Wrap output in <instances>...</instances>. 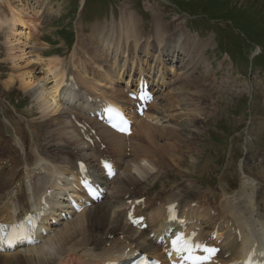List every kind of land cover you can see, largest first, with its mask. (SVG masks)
Masks as SVG:
<instances>
[{
    "label": "bare ground",
    "instance_id": "bare-ground-1",
    "mask_svg": "<svg viewBox=\"0 0 264 264\" xmlns=\"http://www.w3.org/2000/svg\"><path fill=\"white\" fill-rule=\"evenodd\" d=\"M7 3L9 2H6V7H8ZM9 5L10 14L8 12L9 15L6 14V17L1 14L0 25H3L5 19L7 23L5 25L9 33V36H5L7 52L10 60L11 57L16 55L14 59L20 72L18 74L17 66L12 61L13 72L9 75L5 86L12 84L10 80H19L21 88L31 90L45 109L52 107L54 109L52 112L56 110L57 114L50 115L43 120L42 132L44 133V139L40 141L35 140L34 132L36 130L31 129L32 125L29 122H27L26 129L30 134V138L26 141L22 134V122L19 119H12L15 122L12 123L13 121L6 117L7 123L13 126L14 134L19 139L18 144L27 149L29 148L27 146L28 141H32L31 148L35 147L36 151H34L35 154L25 152L22 158L13 154V140L0 132V147L2 148L0 151V167L5 171L0 175V220L13 218L12 213L18 211L24 213L27 210L38 208L39 196H44L43 192L46 191L48 184L53 189L57 186L60 187L61 183L56 176L59 173L68 172L69 168L74 166L75 160L80 157L81 151L85 149L67 117L71 112V101H75L76 98L85 99V96L89 94L94 99L99 98L109 102L112 100L120 101L123 93L122 88L116 85L118 79L123 78L125 74L139 75L142 72L160 70L167 76L169 89L171 91L176 90L174 92L176 97L169 99V94L163 95L166 101L160 106H152V109L156 108V114H162L164 117L176 113L177 118L166 126H155L144 121L139 123L136 132L140 134V138L137 139V142H133L131 146L132 156L130 158L133 157V159L125 160L123 156L119 155L123 172L115 178L114 186L107 197L109 205L97 204L84 209L69 221L64 222L65 226L58 228L39 245L19 249L9 254H0V264H32L33 262V264H99L122 250L123 241L107 237L110 234L115 236L119 233L134 237V240L130 239V241L134 242L136 246L140 245L155 251L157 247L150 239L140 230L127 225L126 221L123 220V211L127 201L132 200L134 195L130 187L140 182L138 174H142L144 178L149 176V172L139 165L142 161L157 165L155 166V168L158 167L157 171L153 173V176L157 179L160 178L161 172L169 175L177 172L176 176L180 177V180L172 182V187L166 189L165 195H158L161 204L159 207L151 209L152 220H157L161 224L164 223L163 208L161 206L163 207L166 203L175 201V199L181 200L183 203L194 201L196 203L194 210L205 218L206 224H221L224 226L231 222L241 230L240 242L231 241L234 246H249L255 239L264 241V187L260 183L261 181L264 183L262 174L260 177L263 178L260 182L248 175L245 172V159H242L234 170L230 168L231 163L227 164L230 171H238L239 174H237H241L242 179L239 187L231 194L226 192L225 187H222L219 194L222 201L217 202L219 197L214 189L196 186L193 180L188 178L187 170H182L181 165L176 162L181 147L186 146L189 152L193 151L192 145L195 143V138L206 129L209 116L204 117V115L214 109L211 108L213 101H207L203 96L212 88L213 83L216 84L217 82L211 62H207L209 67L206 66L205 61L203 65L204 49L212 46L211 37L201 38L198 34L190 32V35L179 33L172 41H166L158 34L147 38L146 35L138 32L136 36L142 37L141 43H128V40L133 38L132 35H127L124 42H122L117 38L115 27L106 35L96 37L92 34L95 26L107 25L106 23L80 25L82 37L73 48L75 58L72 59V62L70 61L71 64L69 63L70 69L68 72L63 71L65 66L61 64L59 57L56 56L60 55L59 53L52 54L54 56L45 61V68L53 72V78L56 82L54 87L45 89L39 83L40 81L37 82L39 84L35 83L37 77L33 73V67L31 68L30 65L26 64L31 60L43 61L44 58L42 59L39 54L34 52V56L28 55L25 59L27 67L21 69L18 57L21 59L22 54L25 52L19 54L15 52L16 49L23 51L26 47H29V44H34L33 47L39 44V42L35 43L34 41L36 26H34L33 20L41 21V13L38 19H33V15L27 11V7L23 4H20L18 8ZM58 8L60 10V7L57 6L49 11L48 6L43 7V19L47 16L56 15L59 12L56 11ZM160 13L152 10L151 17ZM136 15L137 12L130 4L123 8L122 16L134 19ZM141 22L144 23V29L147 31L150 27L146 26L144 20ZM168 25L171 24L168 22ZM170 27L172 26H168L169 29H171ZM126 28L129 29L130 27ZM158 28L159 25L155 22L154 31ZM132 29L136 31V25H133ZM96 34L97 31H95ZM183 41H186V43L184 44ZM86 44H90L92 47H85L82 54L84 60H82L77 54ZM184 50L187 51V56L183 52ZM154 53L157 54L156 56H162L161 61L152 62L155 59ZM44 54L42 56H45ZM180 54H183V56ZM170 63L174 67H170ZM71 67L74 69H71ZM186 69L188 75L185 81L193 80L189 87L185 89L188 90V95H186L184 89L178 88L180 84L185 82L179 77L180 72ZM199 70L206 75L205 79L202 80L204 75L199 74L197 72ZM69 74L74 77L71 82H66ZM201 82L205 84L201 85ZM75 83L78 85V90H73ZM197 83L199 86L193 88ZM160 85L161 88L165 85L163 75ZM218 90L219 88L213 91ZM191 92L193 95H190ZM195 92H198V94L194 95ZM189 99L190 101L185 102ZM171 101H177L180 104L176 105V103L175 107L172 108ZM187 109L190 110V112H187L188 116L191 114L197 121L194 118L185 119L183 113H180L185 112ZM55 119L57 123L54 122ZM183 122L191 126V135L187 139H183L181 131L179 132ZM47 126L50 129H46ZM56 130L59 138L52 135V133H56ZM99 130L102 139L107 140L113 152L121 151L124 147L123 136L103 127H99ZM256 132L258 134L264 132L263 119H260ZM157 136H162L160 142L155 139ZM78 147L80 149L73 153ZM255 153H259L264 164V149L258 148ZM164 155H169L168 162L165 160ZM132 168L138 172L137 175L130 172ZM22 169H24L23 172ZM50 169H52V174L49 173ZM261 171H264V165H262ZM226 175V173H223L221 178ZM201 193H206L205 198L199 196ZM163 203L165 204L162 205ZM213 210L217 215H211ZM87 231L90 232L87 234ZM77 234H79V237H77ZM107 242L110 243L108 246H106ZM77 243H80V245H76ZM75 247H79V249L77 250ZM23 250V255L18 254ZM25 250L29 251V254H26Z\"/></svg>",
    "mask_w": 264,
    "mask_h": 264
},
{
    "label": "rangeland",
    "instance_id": "rangeland-1",
    "mask_svg": "<svg viewBox=\"0 0 264 264\" xmlns=\"http://www.w3.org/2000/svg\"><path fill=\"white\" fill-rule=\"evenodd\" d=\"M82 1L84 4H82ZM171 1H178L179 3L185 5L187 8H191L200 13L209 12L212 14L213 12L217 14L220 13L223 8L227 7L229 13H227V15L225 16V18L227 19V23L223 26L224 42L222 44H218V42H216L217 50L216 48H207L205 50L203 65L205 61L206 66H208L207 62L210 60L212 62V68L214 67V69H216V77L219 78V87L221 86V91L219 90L220 95L217 98V104L222 105V110L219 114V116H221L223 119L222 121H225L227 119L225 118V115L229 110H231V107H233L230 115L234 116L239 114V116L237 115L238 117H236L235 119L230 118L227 120V122H229L230 125L234 126L236 130L239 128V130H241L242 128L247 129V122H249V119L246 116V114L248 113V102L246 101L245 103H243V101H245L244 98H240L238 100V102L240 101L239 103L236 102V99L240 97V94L235 93V89H239V87L242 88L243 85L247 84L246 91L239 90L238 93L240 91H243V94L241 96H244L245 99L248 100L252 83H254V85L256 86L260 81H264V79L261 80L258 78L260 72L258 73L257 71H259V69L255 70L252 75H248L249 68L245 65L247 64L251 67L253 66V68L264 67V0ZM6 2H9L7 3L8 7H10L9 4H11L12 6H17L18 8L20 4H23V6L27 7V11L31 15H33V19H38L40 17V13H42V9L44 6V4L42 5V0H0V16H2L1 14L5 16L9 12V8L6 7ZM124 3L133 4L134 7L137 8V11L141 12V15L144 18H148V20L151 19L149 22L151 26H148L150 28L147 31H145L144 29V23H140L143 18L138 13L134 19H129L122 16L123 9L121 10V14L118 15L119 19L115 20V17L112 16L113 21L111 22V11L114 10L115 13L117 12V9L112 8L109 10L108 6L110 4H114L119 9ZM47 6L49 7V11L55 9L57 6L60 7V10L58 8L56 11L59 12L54 15L53 18H50L46 21L44 20L45 18L43 19V16L41 15V21H45L44 23L33 21V24L35 23L34 26H36L35 33L37 35V38L34 41L35 43L39 42V44L35 47H33L34 44H29V47H26L23 51H21L20 49L15 50L16 54L25 52L24 54H22L21 59L20 57H18L20 63L19 67L21 69H24L27 67L26 64H28V66L30 65L31 68L33 67V73L37 77V81L35 83H40L45 89L52 88L55 85L53 72L48 71L45 68V61L50 58V55L54 50L56 52H59L60 54L62 52H65L66 48H69V46H66L64 44L61 37L62 31H64L65 28H67L66 30L71 31L73 36H75L73 42L74 44L69 49V52L65 53L63 57L59 58V60L61 58H64L67 63L69 62V59L73 54V46H75L77 40H80L82 37L80 25L99 23V21H103L106 18L108 19L107 24L109 25L111 23L110 26L105 24L95 26L94 32L92 33L94 36L98 37L100 35H106L111 29H114V27L117 38L122 42H124L127 35H132L133 38L128 40V43H141L142 37L136 36V33L138 32L146 35L147 38H151L154 35L158 34L166 41H172L174 37L179 33L190 35V32L188 31H191L192 33H198L200 37L212 36V32L207 31L208 26L204 24V21L202 19L188 20L187 15L183 12L182 9L176 8L173 4H169L165 0H86V2L85 0H48ZM52 6L53 8L51 9ZM152 10H156L161 13L155 15L154 17H151ZM1 11L3 12L1 13ZM155 22H157L159 25V28L156 31H154ZM168 22L171 25H168ZM210 22L217 23L215 20H211ZM5 23L6 22L4 19L3 25H0V132H2L3 135H8L13 140V143L16 146L14 147V154H17L22 158L24 156V151L20 148L18 144L19 139H17V136H15L14 134L13 126L7 123L6 117L10 118V120L16 118L22 122L21 129L24 138H26V141L30 138V134L26 129L27 122H29V124L32 125L31 129L36 130L34 132L35 140L40 141L44 139V133L42 132V127L44 126L43 120L50 115H56L57 111L52 112L54 111L52 107H48L47 109H45L44 105H41L42 103L35 97L31 90L21 88L19 80H10L12 84H8L7 86H5L6 81L9 79V75L13 72V62L17 66L16 70L18 74L20 72L18 64L14 59L16 55L11 57V60L9 59L10 56L7 52V40L5 37L9 36V33L7 32L8 30ZM9 24L11 25L10 21ZM133 25H136L137 32L132 29ZM168 26H172L170 27L171 29H169ZM175 26L177 27L175 29H172ZM185 26L188 29H186ZM126 27L130 28L127 29ZM95 31H97L96 35ZM45 40L50 41V44ZM183 43L185 44L186 41H183ZM256 45L260 47L261 51L253 58L254 60L252 61L249 54L250 47ZM85 47L92 46L90 44L84 45L80 49V52L77 54V56L80 55L82 57ZM34 52L36 54H39L42 59L44 58L43 61L31 60L30 62L26 63L25 59L28 57V55L34 56ZM183 52L186 53L187 56V51L184 50ZM222 53L227 54L229 59L235 65H237V67L233 66L226 56L221 55ZM42 54H44L45 56H42ZM154 55L155 59H153V63L161 61L162 56H156V53H154ZM180 55L183 56V54ZM221 63L223 64L222 66H220ZM169 65H171L170 67H174L172 66V63H170ZM68 68L69 67H66V69ZM187 75L188 74L186 69L185 71L180 72L179 77L182 81H185L187 79ZM38 81L40 82L37 83ZM192 81L193 80H187L184 83L180 84L178 88H182L185 90L189 87ZM213 87H215V83H213L212 88ZM260 92L261 98L264 101L263 91L260 90ZM185 93L186 95H188V90H185ZM206 93L203 96H206ZM197 94L198 92L194 93V95ZM190 95H193V93L191 92ZM209 100L213 101V99ZM164 101H166V99ZM186 101L188 100H185V102ZM176 103L177 101H171L172 108L175 107ZM236 103L238 104L235 106ZM178 104L180 103L178 102L176 105ZM243 105L245 108L242 115L240 113L243 110ZM187 112H190V110L187 109L185 112L180 113H183L185 119L194 118L197 121V119L191 116V114L188 116ZM257 116L258 112L255 108L252 117ZM260 119L264 120V115H262ZM54 122L57 123V120L55 119ZM12 123L15 122L13 121ZM211 124L212 122H210V128ZM46 129H50V127L47 126ZM217 129L222 130V132L216 131L217 136L219 138L221 137V139L215 138V140L213 139V142L217 143L218 141L219 144H213L209 141L210 139L208 138V133L213 134V131H205L199 136L198 139H196L195 144L193 143V154L189 153L184 148L186 146H183L181 154L178 157L180 165L184 168H189L187 172L191 171L192 174L201 169L208 170L209 166L211 165L208 172H206L205 174H202L201 171L199 172V178L201 177L203 179V183L202 185H200L204 186V188L205 186H210L213 189H219V183H223L224 186H229L230 189L227 190L228 192L238 187V177L236 176V173L222 177V181H220L219 176L223 175V172L230 173V170L226 169L227 164L231 163L230 168L232 170L238 167L236 165V159L239 158L238 163H240V161L242 160V158L240 157H245L247 159L245 171L248 174L257 177V179H260L261 174L264 176V171H260L261 165L257 163V161H254V157L256 156L255 152L257 150L256 148L264 147V133L260 134L258 137H255L253 134L249 135L250 137H252V140L250 141V139L243 138V135L236 136V132H233L232 129L230 130V126L226 125L224 122H219L217 124ZM183 134L184 137H187L190 134L189 128L186 127ZM52 135L55 136V138H59L57 130L56 133H52ZM207 144H210L211 146L209 147L207 146ZM32 145V141H28L27 146L29 148H24L26 153L35 154L34 151H36V148H31ZM244 146L247 147V152ZM43 148L44 150H46L45 147ZM250 149H252L253 151L249 154ZM235 150L237 151V153ZM213 153H215V157L214 155H212ZM235 154H237V158L234 160ZM198 155H200L202 159L205 160V162H199L198 164H196L195 161L196 159H198ZM130 159H133V157ZM213 162H215L216 164H213ZM232 163L233 166L235 165L234 167H232ZM155 166L157 165L155 164ZM212 168H216V172H212ZM259 171L261 174L259 173ZM131 172L136 173L135 170H131ZM49 173L52 174V169H50ZM170 180H173V178L171 177ZM17 213H19V211ZM13 216L15 215L13 214ZM57 229L58 228H56V230ZM56 230H54V232ZM89 232L90 231H87V234ZM77 237H79V234H77ZM70 240L72 241L73 239ZM76 245H80V243H77ZM75 249L78 250L79 247H75ZM25 251L26 254H29V251ZM23 252L24 250L18 252V254L23 255Z\"/></svg>",
    "mask_w": 264,
    "mask_h": 264
},
{
    "label": "snow or ice",
    "instance_id": "snow-or-ice-1",
    "mask_svg": "<svg viewBox=\"0 0 264 264\" xmlns=\"http://www.w3.org/2000/svg\"><path fill=\"white\" fill-rule=\"evenodd\" d=\"M83 168V165H81ZM106 167H109L106 165ZM173 249L178 253H187L185 259L189 260L191 264H205L218 251L215 248H209L200 243L193 244L191 239H185L183 236H177L172 241ZM197 250L202 251L205 255H196Z\"/></svg>",
    "mask_w": 264,
    "mask_h": 264
}]
</instances>
